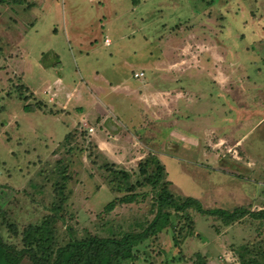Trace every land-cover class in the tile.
<instances>
[{
  "label": "rangeland",
  "instance_id": "rangeland-1",
  "mask_svg": "<svg viewBox=\"0 0 264 264\" xmlns=\"http://www.w3.org/2000/svg\"><path fill=\"white\" fill-rule=\"evenodd\" d=\"M7 2L0 3L3 55L0 67H5L0 70V84L5 87L10 79L13 88L26 86L18 97L17 94L7 96L8 91H14L11 85L7 92L3 90L0 94V186L9 189H4L9 196L2 207L10 221L21 227L46 213L52 201V189L51 182L44 180V172H56L66 164L69 178L65 185L71 192L66 208L75 231L106 235L108 226L118 231L134 220L141 221L148 200L138 205H120L100 218L102 208L114 194L108 187L106 173L96 164L109 161L128 172H137L144 151H141L143 156L133 149L127 151L131 147L127 140L122 152L102 145H99L101 152L98 150L90 137L95 136L92 131H97L99 125L96 118L102 115H98L95 105L91 116L84 119L81 114L85 107L80 103L84 90L93 99L98 96V90L87 86L83 74L84 80L72 71L73 68L82 72L90 68L100 70L105 62L108 69L120 56L114 59L105 52L116 47L122 49L121 57L124 55L127 61L130 58L132 64L151 62L143 70V79H157L153 73L161 69L173 71L171 74L178 77L174 82L166 75L156 86L160 89L172 86L171 90L176 87L185 98L169 90L165 95L153 94L158 100L150 108L151 116L143 114L145 122L133 129H139L138 136L151 147L143 159L154 155L163 164L171 191L199 200L205 209L264 210V0ZM63 23L72 39L69 55ZM78 34L85 38L82 46L80 41L74 46L77 37L72 36ZM105 34L115 47H103ZM124 35L126 41L121 39ZM93 39L100 52L80 58L78 52H90L85 46H92ZM81 47L85 48L79 50ZM225 60L233 81L229 85L232 98L226 97L227 110L219 102L206 98L207 92L215 89H211L214 74L210 66L220 67L222 74L227 73ZM191 67L197 69L196 82L183 72H189ZM131 73L133 77L136 72ZM194 86L196 93L206 95L196 108L187 104V94ZM240 91L247 95L244 106L239 100ZM112 92L115 94L116 89L109 90ZM162 99L165 102L160 103ZM221 100L225 101L223 97ZM26 105L34 107L33 111H25ZM166 115L167 126L157 127ZM168 128L183 132L185 141L180 142L178 131H169L165 142L149 143L148 134L160 135L161 130ZM121 129L118 127L117 132L121 133ZM109 130L113 131V125ZM67 134L71 137L65 141ZM126 135L110 138L108 142L122 145V136L126 138ZM191 217L194 235L182 244L183 261L171 262L176 249L172 248L169 233H161L140 249L138 259L131 264H199L196 260L202 264H238L232 247L244 243L251 245L257 254H264V220L256 221L246 215L224 227L214 217L195 212ZM63 232V228L58 232L60 242H63Z\"/></svg>",
  "mask_w": 264,
  "mask_h": 264
},
{
  "label": "trees",
  "instance_id": "trees-1",
  "mask_svg": "<svg viewBox=\"0 0 264 264\" xmlns=\"http://www.w3.org/2000/svg\"><path fill=\"white\" fill-rule=\"evenodd\" d=\"M2 2L4 3V0H0V3ZM2 56L0 48V59ZM4 68L1 66L0 70ZM9 81L5 87L0 84V94L3 90L7 92L9 90L7 87L11 85L10 88L14 91H8L7 96L11 94L21 96L26 86L20 85L13 88ZM1 99L0 97V101ZM19 99L26 101L24 97ZM1 108L0 105V111ZM24 108L25 111L34 109L28 105ZM70 137L71 135L67 134L64 140L68 141ZM97 153L101 156V153ZM92 163L96 164L95 161ZM96 165L99 170L106 173L108 187L114 194L102 208L100 218H105L120 205H138L148 200L147 210L142 214L141 221L134 220L125 229L118 231L108 226L105 229L106 235L90 233L86 230L81 233L75 231L66 208L71 194L65 185L69 178L66 164L56 172L54 170L44 172V180L51 182L52 201L40 219L23 224L21 227L7 217L2 205L5 203L4 199L9 196L4 189H9L0 186V264H24V262L29 264H131L138 259L140 249L155 240L161 233H169L172 248L176 249V255L171 257V262H180L185 259L181 255L182 244L188 237L194 235L192 212L219 219L224 227L230 226L246 215L256 221L264 220V210L254 212L244 207L235 208L232 211L220 208L205 209L195 198L175 195L170 189L171 182L166 179L163 164L154 155L141 160L137 166V172L132 173L107 161ZM105 224L107 221L101 225L105 226ZM62 228L63 242H60L58 232ZM232 248H234L232 250L238 264H264V254H257L251 245L244 243ZM195 258L200 259V256L195 254ZM196 262L202 264L198 260Z\"/></svg>",
  "mask_w": 264,
  "mask_h": 264
},
{
  "label": "crops",
  "instance_id": "crops-1",
  "mask_svg": "<svg viewBox=\"0 0 264 264\" xmlns=\"http://www.w3.org/2000/svg\"><path fill=\"white\" fill-rule=\"evenodd\" d=\"M63 24H64L65 35L67 37L66 39L69 45V50L67 51L69 55V51L73 49L72 45H70L72 39L69 37L68 28L66 30V23H63ZM74 24H77V23L74 21ZM104 27H103L104 32L107 33L108 31ZM134 29L139 30L140 27H137V28L135 27ZM74 37H77L74 42V46L75 44H78L79 41H80V46H82L83 44L82 42H85L84 41L85 38L79 34L72 36V38ZM121 39L122 41H126V36L125 35L122 36ZM111 46L115 47V44L107 36V34H105L104 39H103V47L108 48ZM85 47L89 49L90 52H86L82 54L79 51L78 55L80 58L82 57V59L84 57H89L90 55H92L93 54L92 52H100L101 50L100 47L97 45L95 39H93L92 46L90 47L85 46ZM85 47H81L79 48V50ZM121 52H122V49L120 47H116L115 50H110V51L105 52L106 55L109 57L114 56V59L119 58L118 56H120V59L118 61L114 60L116 62L111 63L108 69L105 68V65L107 64L106 62L104 63L103 68H100V70L89 67L90 69L86 70L85 72H82L80 70H75V68H73L72 70L73 72L79 73L80 76L81 74H83L86 80L84 82L87 84V86H89L90 89L98 90V96L95 97V99L91 98V96L88 94V92H86V90L83 91L81 95L82 99L80 103L82 104L83 107H85L84 108L85 111L83 110H79V111L80 113H82L83 111L81 116H83L84 119H88L92 114V110L95 109L94 106L97 105L98 115L99 114L102 115V118H99V117L96 118L97 120H99V125L96 126L97 131H92V133H94L93 135L95 136H91L90 138L93 139L95 145L97 146L100 152L102 149L99 145H102L104 148L109 146L108 148H112L114 151L120 150L122 152L124 151L123 147L126 145V140H127V142H129L131 146L129 149H127V151H130V150L132 151L133 149L135 151H138V154L140 156H143L144 154V156L141 159H139V160H142L145 157V152L147 151V149H150L151 147L145 145L144 142H142L140 136H138L140 135V132L138 131L139 129L138 130H133V129L138 128V126H141V122L144 121V119L142 118L143 114L145 117L151 116L152 114L151 109H153L154 106L157 105V100H158V99L153 98L154 97L153 94L159 93V94L165 95L169 91H171V93L175 92V95H177L178 93L179 98H185V96H182L181 93H179L180 91H177L178 88L176 87L171 90L170 88L172 86L169 88H161V89L156 86V83L158 82L162 83L166 75L169 76V78L173 79L174 82H177L178 77H176L175 75L173 76L171 74L173 71L166 72L164 69H161L158 73H153L157 76V79H153V78L143 79L145 76V73L143 70L148 68L151 62L150 61L139 62L138 64L135 65V64H132L131 59L128 57L127 58L129 61L124 60L123 58L125 56L123 55V57H121L122 55ZM55 55L58 57L59 54L56 52ZM72 60H73V63H75V59L73 57H72ZM226 64H227V61L225 60L224 67L227 69ZM173 66L174 65H172V67ZM62 68H63V65H62ZM122 68H124L123 71L120 70ZM197 68L200 70L199 67ZM196 70L197 69L194 70L192 68L189 72L186 70H183V72H186L187 75L185 76H189L190 78H193L194 79L193 82H196L194 78V72ZM210 70L214 74V76L211 78V82L214 86L211 87L210 85V87L211 89L212 88H215V89H212V91L210 90L209 92H207L206 94L207 97H206V95L201 96V93H196L195 91L196 86H194L191 92L187 94L188 96L187 104H191L192 107L196 108L197 105H200L199 103L202 102L204 97H206L211 102H216V103L219 102L227 110L228 106L226 105V97L232 98V95L230 93V86L233 83V81H232L230 69H227V73L225 71V73L222 74L220 67H213V65H211ZM129 71H133V72L140 71L144 73V76L143 78L141 77V78L136 79L132 77V73L131 75L129 74ZM190 72H192L193 74H190ZM84 78L82 79L84 80ZM227 87L229 90L227 89ZM110 89L112 90L116 89V93L114 94L112 92L110 94L109 93ZM199 92H201V89H199ZM240 92H241V95H240L239 100L242 106H244L243 103L247 104V97H246L247 95L245 94V91H240ZM222 97L225 99V101L221 100ZM159 102L163 103L165 102V100L162 99ZM237 103H238V100H237ZM103 106H105L106 108H101ZM102 109L103 111H101ZM107 112L109 113L106 115ZM145 113L147 114L145 115ZM251 117H253V115L250 116L249 118ZM164 120L165 121H161L159 125H157V127L162 126V125L167 126V123H168L167 115L164 116ZM112 125H113V131L109 130L110 128H112ZM117 126L122 127L121 133L117 132L118 131ZM169 131H173L172 133H176L178 130L177 128H172V129L168 128V129H165L163 132L161 130L160 135H158L155 132L150 133L148 134L150 138L149 143L156 144V143H161L163 141L165 142L168 136L170 135L168 134L170 133ZM124 133H126L127 135H126V138L122 136V140H123L122 145H119L116 142L115 143L108 142L110 141V138L111 140H113L115 139V137L124 135ZM182 133L180 131L177 132V134L182 140L180 142L185 141V135L183 138ZM91 134H88V135H91ZM186 142L188 143L187 138H186ZM141 151H144L143 154H141ZM160 155L163 156L162 153H160ZM115 165L117 164L115 163Z\"/></svg>",
  "mask_w": 264,
  "mask_h": 264
},
{
  "label": "built area",
  "instance_id": "built-area-1",
  "mask_svg": "<svg viewBox=\"0 0 264 264\" xmlns=\"http://www.w3.org/2000/svg\"><path fill=\"white\" fill-rule=\"evenodd\" d=\"M88 1H92V0H88ZM143 76H144V74L142 72H136L133 74V77L136 79L141 78Z\"/></svg>",
  "mask_w": 264,
  "mask_h": 264
},
{
  "label": "clouds",
  "instance_id": "clouds-1",
  "mask_svg": "<svg viewBox=\"0 0 264 264\" xmlns=\"http://www.w3.org/2000/svg\"><path fill=\"white\" fill-rule=\"evenodd\" d=\"M144 74V73H143Z\"/></svg>",
  "mask_w": 264,
  "mask_h": 264
}]
</instances>
